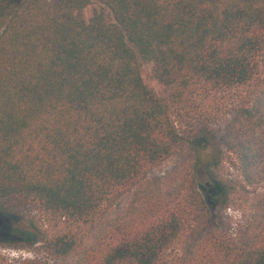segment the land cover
Listing matches in <instances>:
<instances>
[{
  "label": "trees",
  "instance_id": "obj_1",
  "mask_svg": "<svg viewBox=\"0 0 264 264\" xmlns=\"http://www.w3.org/2000/svg\"><path fill=\"white\" fill-rule=\"evenodd\" d=\"M92 3L102 8L86 20ZM199 92L234 103L219 124L195 119L181 132ZM228 154L253 190L232 230L219 212L231 191L214 172ZM169 159V172L150 176ZM122 189L133 190L126 220L114 218L88 264H264V0L16 4L0 32V219L26 221L37 207L104 232ZM28 227L0 240L40 241L60 264L79 255L74 237Z\"/></svg>",
  "mask_w": 264,
  "mask_h": 264
},
{
  "label": "rangeland",
  "instance_id": "obj_2",
  "mask_svg": "<svg viewBox=\"0 0 264 264\" xmlns=\"http://www.w3.org/2000/svg\"><path fill=\"white\" fill-rule=\"evenodd\" d=\"M20 0H0V32L7 24L10 15L18 4ZM101 5L98 3H92L87 6L83 12L82 16L84 19H89L93 11L100 10ZM151 66L148 64H141V74L145 83L156 93L161 94L162 88L159 84L154 81L151 77ZM195 96V97H194ZM193 97L195 99L191 100L190 104L185 105V112L188 119L182 120L181 127L178 125L179 130L182 132L186 130L187 126L196 120H206L212 124H219L220 120L227 116L229 112L228 109L234 103V97L231 95L219 96L215 99L205 97L201 92L197 93ZM220 97V98H218ZM224 97V98H223ZM224 108V109H223ZM206 153H213V148L211 145L206 146ZM175 163V159H169L160 166L154 168L150 172L151 177L162 176V173L169 172ZM217 185L220 187L230 188L231 191V206L240 209L244 216H248L250 212V199L252 197L253 190L251 188H243V183L239 176L238 163L234 155L228 154L223 157L221 164L214 169ZM212 189V188H210ZM258 191L260 190L257 187ZM133 190L122 189L116 196V199L111 201L109 206L108 216L105 217L106 221H103L102 227L104 232L97 233L96 231H91L90 226H86L82 223H74L71 221H60L50 218L45 215L37 207H30L25 210L24 214L33 220L35 229L38 230V238H43L42 236L49 238L55 235L67 234L76 239L78 244L77 253L79 254L72 264H75L77 260L80 259L79 263L76 264H88L91 262L92 256L99 250L100 245L105 243L111 234V230L115 227L112 224L114 218L117 217V224L123 225L126 220V207L130 200L132 199ZM141 194V193H140ZM144 194L140 195L143 198ZM140 201H144L141 199ZM30 219H9V217H2L0 219V236L5 232V230H31L29 226ZM9 220V221H8ZM225 223L230 224L229 229L235 228L230 219H224ZM11 223V226L9 224ZM104 240V241H103ZM100 243V244H99ZM24 244V245H23ZM35 244V243H34ZM34 244H25L23 241L12 240L11 243L3 242L0 240V248H28L36 256L34 261H23L16 260L12 264H28L29 262H38L41 264H60L55 261L50 255L45 253L41 248V242L39 247H35ZM179 245L180 242H175L169 251L167 252L165 259L169 260L175 258L179 255ZM85 261V262H84ZM84 262V263H82ZM0 264H10L6 257L0 256ZM208 264V263H207Z\"/></svg>",
  "mask_w": 264,
  "mask_h": 264
},
{
  "label": "clouds",
  "instance_id": "obj_3",
  "mask_svg": "<svg viewBox=\"0 0 264 264\" xmlns=\"http://www.w3.org/2000/svg\"><path fill=\"white\" fill-rule=\"evenodd\" d=\"M220 216L225 219H230L235 226L238 222L242 221L243 213L240 209H237L231 205L219 209ZM35 247L40 246V241L34 244ZM0 256L6 257L10 264L16 260L34 261L36 259L35 254L28 248H0Z\"/></svg>",
  "mask_w": 264,
  "mask_h": 264
}]
</instances>
